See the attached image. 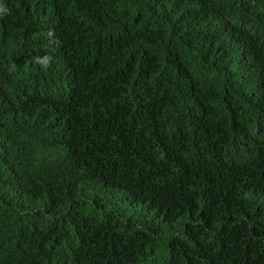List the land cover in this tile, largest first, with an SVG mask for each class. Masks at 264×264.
<instances>
[{
  "label": "trees",
  "instance_id": "obj_1",
  "mask_svg": "<svg viewBox=\"0 0 264 264\" xmlns=\"http://www.w3.org/2000/svg\"><path fill=\"white\" fill-rule=\"evenodd\" d=\"M0 264H264V0H0Z\"/></svg>",
  "mask_w": 264,
  "mask_h": 264
},
{
  "label": "rangeland",
  "instance_id": "obj_2",
  "mask_svg": "<svg viewBox=\"0 0 264 264\" xmlns=\"http://www.w3.org/2000/svg\"><path fill=\"white\" fill-rule=\"evenodd\" d=\"M138 211H139V209H138Z\"/></svg>",
  "mask_w": 264,
  "mask_h": 264
}]
</instances>
